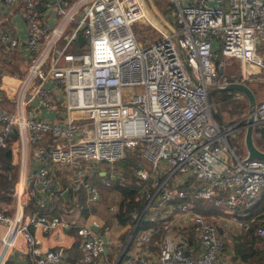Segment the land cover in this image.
<instances>
[{"label": "built area", "instance_id": "obj_1", "mask_svg": "<svg viewBox=\"0 0 264 264\" xmlns=\"http://www.w3.org/2000/svg\"><path fill=\"white\" fill-rule=\"evenodd\" d=\"M172 1L174 22L151 15L147 6L157 10L151 0H0V6L8 7L0 16V46L9 56L21 55L24 47L27 65L15 106L0 105V148L14 133L22 138L14 209L0 208V223L5 225L0 264H11L9 250L19 235L26 239L32 264L64 260L65 248L45 245L31 225L45 233L75 227L86 264L228 263L222 261L227 233L216 216L174 199L190 194L225 202L234 210L251 207L264 190V159L238 154L229 141L232 134L245 145V132H240L246 129L249 109L224 125L214 118L215 102L209 99L210 89L231 81L249 86L248 81L264 82V40H255L256 34L264 36V0ZM14 11L27 19L25 41L11 23ZM135 22L152 26L160 36L143 44ZM87 41L86 47L71 48ZM224 56L241 60L240 78L224 72ZM250 106L255 138L262 135L264 98L256 96ZM43 108L50 114L41 113ZM132 146L142 148L148 163L134 169L146 201L141 209L131 210L125 246L111 256L105 246L113 225L92 210L84 214L82 207L49 214L53 206L48 203L68 187L76 192L83 184L88 188L86 201H98L99 185L87 175L106 170L107 161L124 157ZM84 161L94 162L88 174ZM25 165L30 166V186ZM64 167L74 170L61 173ZM58 172L65 176L64 183ZM186 183L189 190L182 187ZM32 197L38 198L40 208L29 207ZM120 197L115 193L108 208L116 209ZM143 216L163 222L138 231ZM231 219L240 220L237 213ZM249 223H256L257 234L264 237V204L244 226ZM95 227L103 229L108 241ZM157 231L155 249L151 245ZM130 240L137 245L127 250Z\"/></svg>", "mask_w": 264, "mask_h": 264}, {"label": "trees", "instance_id": "obj_2", "mask_svg": "<svg viewBox=\"0 0 264 264\" xmlns=\"http://www.w3.org/2000/svg\"><path fill=\"white\" fill-rule=\"evenodd\" d=\"M4 59L8 65L7 67H5L8 73H13L18 76L23 75L26 65L22 56H20L18 53H12L10 56H4ZM234 92L235 90L231 91V90L219 89V88H212L209 91L210 100H215V97H218L219 100L217 101L215 100L217 104L218 105L221 104L227 107V110L225 112L229 113L230 114L229 116L232 117L229 123L237 120L244 114V109L247 104L246 97L244 96L235 97ZM237 99H239L242 102L240 105L235 103V100ZM217 104H216L217 107L215 106V109L213 107L212 114L218 122L223 123L222 113L216 110V108H218ZM261 128H262V135L256 136L255 142L260 148L264 149V125ZM14 137H16L15 133L13 134L12 138ZM234 139L236 140V142H239L240 147L238 150H240V152L244 154L246 150L245 145L240 144L241 142L239 141L237 136L234 135L229 136L230 143L231 140ZM10 145L11 143L9 142L7 146L0 148V198L5 200H11L14 197L15 182L17 181L19 175L18 165L13 163L12 159L8 157L5 153L6 148ZM120 160L124 162V166L122 165L124 169L123 172H121V175L122 174L123 175L122 176L117 175L120 178L112 182V187L114 188L112 194H114L115 192H119V194L121 195L118 207L116 209L109 208L108 210H106L104 208L99 207L96 203H93L91 209L92 211L96 212L98 216L105 217V222L109 224H115L117 222L119 225H122L123 227L130 221L131 210L136 208L141 209L144 206L146 197L140 196V187L142 181H140L139 178L134 174L135 167L142 162V157L140 158V156L137 154V149L135 148L129 149L126 155L120 158ZM185 187L186 189H189L191 185L187 183L185 184ZM68 192L70 197V199L68 198V202H67L68 206L66 209L62 211H68L69 213H71L75 211V209H77V205L75 204V200H74L75 199L74 190L72 191L71 189H68ZM60 196L62 195L60 194ZM219 196L224 197V193L222 192L219 193ZM100 197H103L101 193H100ZM187 199H191L196 208L204 210L205 212L213 211V210L218 211V209L220 210L222 209L219 207L220 202H215L213 200H209L207 198H203L200 196L187 195L185 197H176L174 199V202L177 203V202L185 201ZM37 200H38L37 197H32L28 203L29 207L40 208L38 206ZM111 200H113L112 196L110 201ZM70 203L72 205H70ZM53 204L54 207L52 211L54 213L62 212V211H57L59 205L58 201L53 202ZM263 204H264V190H262V194L251 207L244 209L238 208V211L237 209H234L231 211L232 212L231 214L237 213V216L241 220H244V222L246 223L254 214V212ZM69 206L73 207V210L72 208H69ZM80 207L84 208V205L81 203ZM82 210L84 211V214H87L89 212V208ZM161 222H163V219H157V218L152 219L143 216L139 221L137 230L139 231L145 228H149L151 226L157 227ZM216 222L218 223V221ZM218 225L219 228L223 230V227L219 223ZM68 229L73 234L75 233V239L68 247L66 248L64 247L65 248L64 259L67 260L70 264H86L82 260L83 249L80 245V238L76 233V228L70 227ZM130 232H131L130 227L124 229L122 234L124 240H126ZM158 236H159L158 231L157 233L153 234L152 245H151L152 248L157 247L156 244H153V240ZM232 243H233L232 244L233 250L232 248L231 250H232L233 258L243 260L247 264H264V237H261L256 233V223H252L251 225L249 224L248 226H244L242 232L233 237Z\"/></svg>", "mask_w": 264, "mask_h": 264}, {"label": "rangeland", "instance_id": "obj_3", "mask_svg": "<svg viewBox=\"0 0 264 264\" xmlns=\"http://www.w3.org/2000/svg\"><path fill=\"white\" fill-rule=\"evenodd\" d=\"M156 8H157V14L160 17H165L167 19H169V21L174 22V10H175V3L172 0H151ZM7 6L6 5H1L0 6V16H2L6 10H7ZM149 12L151 15H155L157 16L153 10H151L148 6H147ZM20 12V11H18ZM20 14L22 15V13L20 12ZM73 23L70 22L65 29V32L68 31L69 26H71ZM133 28L135 33L138 35V37L142 40L143 44H148L149 42H151L154 39H157L160 35L159 32L154 29L152 26L150 25H142L139 22H135L133 24ZM148 37V38H146ZM255 40H264V36L259 37V35H255ZM65 41V37L62 35V37L59 40V44L61 45L63 42ZM88 44V41L86 43H84L83 45L85 46H74V44L71 46V48H81V47H86V45ZM224 61H225V65H224V72L228 75H230L231 73L235 74L237 77H241V60L235 56H224ZM26 65V63H25ZM27 67V65L25 66ZM259 73V72H258ZM249 83L251 84L253 90L255 92H259L258 98L261 99L262 97H264V82H260V81H249ZM135 90H139L140 87H135ZM226 90H231L234 91V89H226ZM128 93H131L130 90H128ZM212 99V98H211ZM215 100H219L218 97H215ZM215 100H211L212 102H215L214 104V109L215 106L217 104V102ZM235 103H237L238 105H240L242 102L237 99L235 100ZM218 105V104H217ZM234 106V105H233ZM217 107V106H216ZM249 109V101H247V104L245 106L244 109V113H246ZM216 110L218 112L222 113V118H223V123L224 125H228L229 122L231 121L232 117H230L229 113L225 112L227 110V107L224 105H218V108H216ZM245 132V129L241 130L240 133ZM233 133V132H232ZM238 132V134H240ZM232 135V134H230ZM18 138V139H17ZM17 139V140H16ZM19 141L18 144V149L16 150V155L18 158V162L20 163V161L22 160V138L21 136L16 134V137L12 138V141ZM12 141L10 142L12 144ZM231 143L234 147V149L237 151L240 147L239 142H236V140H231ZM241 145L243 144L242 142L240 143ZM244 145V144H243ZM132 149H137V154L140 156V158L142 157V162L145 165H148L144 155H143V151L142 148L138 147V146H132L129 147ZM244 150V149H243ZM246 151V150H245ZM238 154H242L240 152V150H238ZM17 161V160H16ZM106 162V161H104ZM94 162L92 161H84L83 165L86 167L87 170V174L89 172H91L94 168H93V164ZM106 164H109L108 167H106V170L103 169H99L96 170L93 174H88L87 175V180L91 181V182H96L99 185V189H100V193L103 197H100L98 201H96L95 203L101 207L104 208L106 210H108V205L109 203L112 201H110L111 196L114 198V194L113 193V187H112V182L117 180L118 178H120L119 176L121 175V171L123 172V166H124V162H122L120 159L114 160V161H107ZM123 165V166H122ZM77 168V167H76ZM113 169V172H110V170ZM70 170V172H73L74 167H64L61 171V169H59V171L61 173ZM58 172L59 176L62 177V174ZM28 178H27V183L30 186L31 185V180H30V166L28 167ZM119 175V176H117ZM127 177V176H125ZM96 178V179H94ZM122 178V177H121ZM102 179H106L109 180V184H107L106 182H104ZM74 195L77 196V203H82L84 205V210L89 208V210H92L91 207L93 205V202H87L86 201V197L88 195V188L86 184H83L79 189L76 190V192H74ZM70 205H72L70 203ZM219 207L222 208L221 210L218 209V213L216 214V220L218 221V223L223 227V229L226 230L227 233V241H226V248L225 251L228 254H231V264H247L245 261L237 259V258H233L232 257V250H233V246H232V239L234 236L240 234L242 232V230L244 229V223L241 222L240 220H233V219H228L231 217V213L227 210L226 208V204L225 202H220L219 203ZM62 206V205H61ZM62 207H67V205L62 206ZM81 209V207H80ZM240 209V208H239ZM238 211V209H237ZM96 213V212H95ZM100 215V214H99ZM102 219L105 220V217H103ZM107 219V218H106ZM244 221V220H242ZM250 225L252 223H249ZM122 228V225H114V230H120ZM53 229H50V231H52ZM232 248V250H231ZM112 249H114V247L112 246ZM224 257V256H223ZM244 263H243V262Z\"/></svg>", "mask_w": 264, "mask_h": 264}, {"label": "crops", "instance_id": "obj_4", "mask_svg": "<svg viewBox=\"0 0 264 264\" xmlns=\"http://www.w3.org/2000/svg\"><path fill=\"white\" fill-rule=\"evenodd\" d=\"M11 23L13 25H15V33H16V35H18L23 41H25L26 36H27V31H28L27 19L24 18V16L21 15L20 12L14 11L13 12V18H11ZM0 24L2 25L3 23L0 22ZM22 48H24V47H22ZM22 48L20 49V54H21L20 56H24V53H25L24 51H22ZM4 56H9V55L5 54L4 50L0 46V105L3 108H6V109H12L15 106V100H16V98L18 96V93H19V86L21 84V77L22 76H18V75L13 74V73H8L6 71L5 67H7L8 65L5 62ZM250 86H251V84H250ZM234 90L236 92L237 89H234ZM239 91H241V90H239ZM255 93H256V96L258 97L259 92H255ZM244 97H246V96L244 95ZM262 98H264V97H262ZM246 99H247V97H246ZM41 113L48 114V115L50 114V112L47 109H45V108L42 109ZM18 144H19V141L15 140L13 142V145H10V146H13V150H14V152L12 150V157H10V158L12 159L13 163L18 165V173H19L18 179L15 182V190H16V187H17V184H18L17 182L19 180V177H20V175L22 173V164H21L22 161H20V163H19L17 155H16V150L18 148ZM246 152L247 151H245V153ZM27 169L28 168L25 165L24 168H23V172H26ZM94 179H96V178H94ZM61 180L64 183L65 176H62ZM182 187L185 190H189L191 188L190 187L189 189H186L185 184H183ZM68 189H71L73 191L72 188L68 187L67 190L64 191V194H62L63 197L60 196V195L54 196V198L48 203V206H53L54 207L53 202H57L58 201L59 205H58L57 211H62L64 209H66L67 207H62V206H65V205L68 206V203H67L68 202V198L70 199ZM115 193H117V192H115ZM115 193H114V195H115ZM187 195H190V194H187ZM187 195L178 196V197H185ZM190 196H195V195H190ZM15 200H16V194L15 193H14V197L11 200H5V199H1L0 198V208L6 209L7 211L12 212L13 209H14ZM186 202H190L192 208L198 209V208H196L194 206V203H193V201L191 199H187L185 201H181V202H177V203H186ZM75 204L77 205V209H75V210H78V208L80 207V204L79 203H75ZM53 207H52L51 211L49 210V214H54V212L52 211ZM69 208H72V210H73V207L69 206ZM198 210H201V209H198ZM227 210L230 213L232 211V210H229V209H227ZM179 211H181V209H179ZM202 211H204V210H202ZM207 213H210L211 215L214 214L216 216L218 211L213 210V211H208ZM214 215H212V216L215 217ZM101 218H103V217H101ZM228 219H231V217L228 218ZM102 220H104V219H102ZM117 224H118L117 222L115 224H111V225H113V229L108 233V235L110 237V241L108 242L109 249L107 251L110 253L111 256L115 255V252L118 249H122L125 246V243L127 241V238H126V240H124V238L122 237V234H123L124 229L128 227V223L125 226H123L120 230H114V225H117ZM30 228H31V230L33 232H36L39 235H41L44 244L45 245H49V246H63V247L66 248L75 239V233L73 234L72 232L69 231L68 228H65V227H56V228H53L52 231H50V232L48 231L46 233L42 232L40 228H36L33 225H31ZM4 230H5V225L0 223V233L3 232ZM136 245L137 244H136L135 240H133V241L130 240L129 243H128V247L126 249L127 250L135 249ZM112 246L114 247V249H112ZM154 251L156 252V250H154ZM222 257H223L222 261L226 259V260H228L227 264H231V262H232L231 261V254L225 255V251H224V253L222 254ZM7 261L9 263H11V264H32L31 260H30V257H29V254L27 253L26 239L24 238L23 235H19L17 237L16 245L9 250ZM59 264H70V263L67 260L64 259Z\"/></svg>", "mask_w": 264, "mask_h": 264}, {"label": "water", "instance_id": "obj_5", "mask_svg": "<svg viewBox=\"0 0 264 264\" xmlns=\"http://www.w3.org/2000/svg\"><path fill=\"white\" fill-rule=\"evenodd\" d=\"M152 7V6H151ZM153 8V7H152ZM153 12L157 14V12L155 10H153ZM78 39L80 42H82L84 40V36L79 33L78 35ZM187 67L189 68V65L186 62ZM222 68V66H221ZM219 89H237V90H241L248 98L249 100V112L247 113V121H246V129H245V147H246V151H247V156L249 158H263L264 159V149L260 148L256 142H255V138L253 135V123H254V117L251 113L252 111V107L250 106L251 104H253L256 101V95L255 92L253 91L252 87L249 86L248 84H246L243 81H231L229 82L227 85L225 86H221V87H217ZM6 155L8 157H12V147L9 146L6 148L5 151ZM96 230H100L103 233V236L105 238L106 241H108V237L107 234L103 231V229L99 228V227H95ZM109 249L108 244L106 243L105 246V250L107 251ZM125 250H123L117 260V262H119L121 256L123 255ZM188 252V250H186Z\"/></svg>", "mask_w": 264, "mask_h": 264}, {"label": "bare ground", "instance_id": "obj_6", "mask_svg": "<svg viewBox=\"0 0 264 264\" xmlns=\"http://www.w3.org/2000/svg\"><path fill=\"white\" fill-rule=\"evenodd\" d=\"M21 185H23V182L21 183Z\"/></svg>", "mask_w": 264, "mask_h": 264}]
</instances>
